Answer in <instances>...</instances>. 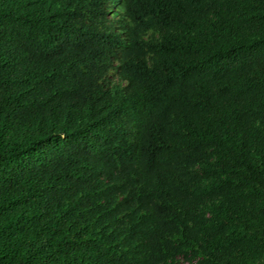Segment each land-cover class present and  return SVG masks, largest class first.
Listing matches in <instances>:
<instances>
[{
	"label": "trees",
	"instance_id": "trees-1",
	"mask_svg": "<svg viewBox=\"0 0 264 264\" xmlns=\"http://www.w3.org/2000/svg\"><path fill=\"white\" fill-rule=\"evenodd\" d=\"M181 261L264 264V0H0V264Z\"/></svg>",
	"mask_w": 264,
	"mask_h": 264
},
{
	"label": "rangeland",
	"instance_id": "rangeland-1",
	"mask_svg": "<svg viewBox=\"0 0 264 264\" xmlns=\"http://www.w3.org/2000/svg\"><path fill=\"white\" fill-rule=\"evenodd\" d=\"M110 17L113 18V17H112V12L110 13ZM112 77L114 78V73H111V78H112ZM113 81H115V83L118 82L117 79H114ZM180 264H186V263H184V262L181 261ZM193 264H196V263H193Z\"/></svg>",
	"mask_w": 264,
	"mask_h": 264
}]
</instances>
